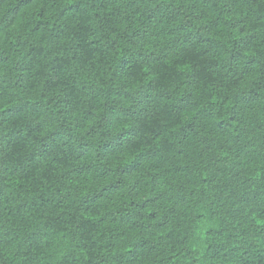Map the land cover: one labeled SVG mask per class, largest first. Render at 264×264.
I'll list each match as a JSON object with an SVG mask.
<instances>
[{"label": "trees", "instance_id": "trees-1", "mask_svg": "<svg viewBox=\"0 0 264 264\" xmlns=\"http://www.w3.org/2000/svg\"><path fill=\"white\" fill-rule=\"evenodd\" d=\"M0 264H264V0H0Z\"/></svg>", "mask_w": 264, "mask_h": 264}]
</instances>
